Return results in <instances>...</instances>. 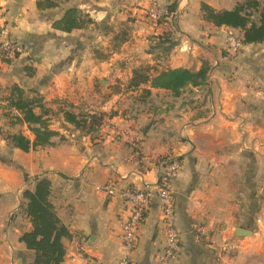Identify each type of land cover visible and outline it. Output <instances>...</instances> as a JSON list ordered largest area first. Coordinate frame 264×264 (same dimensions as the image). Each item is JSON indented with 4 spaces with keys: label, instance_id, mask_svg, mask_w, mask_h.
Returning <instances> with one entry per match:
<instances>
[{
    "label": "crops",
    "instance_id": "crops-1",
    "mask_svg": "<svg viewBox=\"0 0 264 264\" xmlns=\"http://www.w3.org/2000/svg\"><path fill=\"white\" fill-rule=\"evenodd\" d=\"M160 1L167 9L172 6L174 12L167 10L171 15L166 22L148 26L145 13L152 2L149 0H0V28L7 27L13 38L31 46L49 39L41 54L35 49L38 55L34 73L26 53L11 62L0 61V264H31L34 260V252L20 241L24 233L31 231V223L22 216L11 217L23 202V192L34 189L33 179L37 177L51 181V201L72 233V238L64 241L67 254L63 264H87L80 256L82 251L98 264H118L123 256L122 224L129 210L122 199L111 198L99 188L151 187L158 179V160L167 155L181 163L173 183L177 227L182 234L176 264H246L252 260L250 264H260L259 256L264 253V209L258 199L263 198L264 189L250 185L252 198L246 206L242 190L239 199L236 197L239 188L231 178L237 164L246 175L243 184H249L247 167H264L263 131L257 128L263 125L264 116L258 99L261 90L257 88L264 86V42L246 45L244 51L233 53L227 49L228 34L242 36L243 32L217 27L203 19V3L217 11H231L241 0ZM72 8L89 14L97 23L135 17L138 34L146 29L163 35L177 29L182 38L176 48L168 49L172 52L166 60H156H164L166 66L138 85L150 92L145 103H127L125 114L117 104L112 108L118 114L109 118L108 124L90 132L82 128V134L66 122L64 111L81 114L82 85L98 76L99 67L107 73L116 71L110 66L118 55L103 61L96 58V44L103 40L96 24L70 33L54 28ZM173 16L175 26L170 24ZM131 35L134 39V30ZM188 41L197 43L200 49H193ZM135 48L131 39L121 47L126 52L120 56L129 60L128 64L132 62V67L121 73L127 83L134 77ZM199 52L204 54V60L199 59ZM150 57L153 55L149 51L143 52L147 64H155ZM204 62L211 67L204 84L188 83L176 94L159 80L160 74L170 70L196 73ZM15 87L23 91L24 98H38L49 111L54 110L45 117L49 128L58 132L51 145L24 152L8 139L13 134H22L32 142L35 139L23 115L10 104L17 98ZM116 95L121 94L116 91ZM35 112L41 114L42 110L36 108ZM11 116H16L17 122H12ZM133 140L140 142L139 153L132 147ZM161 218L160 204L154 200L130 264H156L165 245ZM252 219L255 230H248L250 226L243 222L250 223ZM195 225H205L211 240L200 241L193 234ZM237 229L251 234L238 241L242 253L235 262L230 256V239Z\"/></svg>",
    "mask_w": 264,
    "mask_h": 264
},
{
    "label": "trees",
    "instance_id": "trees-1",
    "mask_svg": "<svg viewBox=\"0 0 264 264\" xmlns=\"http://www.w3.org/2000/svg\"><path fill=\"white\" fill-rule=\"evenodd\" d=\"M168 11L174 12V8L170 7ZM201 11L203 19L217 27L227 26L241 30L243 35L240 37L246 45L264 42V2L261 0H241L231 11H217L203 3ZM85 17L79 10L69 9L63 18L54 24V28L70 33L74 29H81L93 23L89 16L86 17L87 19ZM173 46L174 44H171L165 50L168 51ZM210 69L209 63L204 62L196 73L185 69L170 70L160 74L159 80H163L164 88H172L178 94L179 89L188 83L204 84L208 79ZM147 80V76L138 75L134 77L133 84L138 86ZM153 84L157 85V82L154 81ZM14 90L17 98H13L10 104L23 115V122L28 124L35 139L32 142L22 134L10 135L8 139L16 148L24 152L51 145L52 139L58 136V132L49 128V120L45 118L50 111L40 99L35 97L26 99L21 89L15 87ZM147 94L150 95V92L148 91ZM36 108H40L42 113L37 114ZM64 118L66 122L89 132L102 125V120L94 115L82 118L81 114L64 111ZM33 180L35 187L23 192V203L21 204V209L31 221L32 229L24 233L20 241L26 245L27 249L34 252V260L31 264H63L67 254L64 241L71 239L72 233L58 216L51 201V181L45 177H37Z\"/></svg>",
    "mask_w": 264,
    "mask_h": 264
},
{
    "label": "rangeland",
    "instance_id": "rangeland-1",
    "mask_svg": "<svg viewBox=\"0 0 264 264\" xmlns=\"http://www.w3.org/2000/svg\"><path fill=\"white\" fill-rule=\"evenodd\" d=\"M153 1V0H149ZM160 4V7H162L165 10H168L164 4H161L160 0H157ZM262 2H264V0H261ZM172 7V6H171ZM126 9L128 7H125ZM123 11V10H121ZM121 11H119L118 13H120ZM82 15L83 16H90L87 13H83L82 11ZM170 13L165 14V16L162 18V20L159 23H164L166 22V17L170 16ZM85 17V19H87ZM122 17V15H121ZM90 19L93 21L92 24H96V30L97 32H99L101 30V34H102V41L96 44V51H94L96 58H98L100 61L103 60H108L110 59V57H115L114 54L118 55L117 57L120 58H115L114 62H113V66H110L111 69L116 68V71L113 72H108L107 71H103L101 67H99V71H97V75L94 79H92L91 81H89L86 85H82V89L85 88L82 91V100L80 101V104L82 106V110H81V115L82 113L85 114V116H90V115H94L98 118H100L102 120V124H108L109 123V118H111L114 114H118V111L114 110V106L117 104H120V108L119 110L124 109V114L125 111H127L126 107L127 103H131L135 106H141L142 103H145L146 100L150 97V95L147 94L146 90L143 89H139V87L137 85L133 84V78L137 77L138 75L144 76V77H149L154 75L155 73H157L158 71H160V67L164 68L166 66V63H164L166 60V58L169 56V54L172 52L171 50L168 51V53H165L164 49L166 47H168V44H174L173 48H176V44H179L180 40L182 39L179 35H177L176 30L177 29H173L174 31H169L164 33L163 35H154L151 31H148L145 29L144 33L140 32V34H138L137 32L138 27H136V21L138 18L135 17H127L124 19H120L117 20V18L115 19V22H110V20L108 19L106 22H98L96 20H94L93 18L90 17ZM140 21H142L141 19H139ZM174 16L171 17L170 20V24L174 23ZM115 23H117V25H115ZM145 23L146 25L150 26L151 22L147 19V16H145ZM91 24V25H92ZM98 24H101L102 26H99ZM139 25V24H138ZM174 25V24H173ZM90 25H86L85 27H88ZM140 26L142 27V25L140 24ZM175 26V25H174ZM115 27L117 28V30H115ZM146 27V26H145ZM100 28V30H99ZM147 29H149V27H146ZM135 31V38L133 39V35L132 31ZM115 31H118L115 35H113L112 33H115ZM178 32V31H177ZM48 38H50V34H48ZM228 38V37H227ZM132 40L135 42L136 44V58L134 59V69H133V75L134 77L129 80V82L127 83L126 80L124 79V76H121V73L124 72V70L127 67H132V65L130 63L128 64L129 60H125V58L121 57L120 55L122 53H125L126 50H124L122 52L121 47L122 45L129 40ZM144 40V41H143ZM179 40V41H178ZM21 41V40H20ZM49 41V39L43 40L42 44H38V45H30L29 43L25 44L26 47V54L30 55L31 57V65L30 66V71L34 73V63H36L35 61V57L37 54V52L35 51V49L39 52V54H41L40 50L44 51L46 50V43ZM147 41V43L145 44V42ZM22 42V41H21ZM149 42V43H148ZM193 49H200L199 46L197 45V43H194L193 41H188ZM227 44V49L232 50V48L229 46L228 42ZM179 46V45H177ZM245 48V47H244ZM238 49L236 51L232 50L233 53H239L241 51H244L245 49ZM84 49V47H82V50ZM147 52L149 51L153 57H150V59H152L153 61L159 60L160 58L164 57V60L161 63H157V61L155 62V64H147V60L145 61L142 56H143V52ZM187 51H190L187 50ZM118 53V54H117ZM226 54H229V52H225ZM199 54L201 55V58H198L201 60L205 58L204 54H202V52H199ZM148 59V58H147ZM105 67V64H104ZM153 71V72H152ZM31 74V73H29ZM118 75V76H117ZM127 83V84H126ZM262 84L264 85V81H262ZM89 85V86H88ZM124 85V86H122ZM135 86L136 88H132V86ZM262 85V86H263ZM257 88H259L261 90L260 95L258 98L259 101H261L260 105H261V112L264 115V86L260 87L257 86ZM116 91H119V93L121 94L119 97H117L116 95ZM133 91L134 93L129 94L128 92ZM138 91V92H136ZM116 96V97H115ZM205 101H207V99H205ZM121 102V103H120ZM107 107L108 110H103V107ZM113 107V108H112ZM50 109V108H49ZM52 110V109H51ZM50 110V111H51ZM135 110V109H134ZM54 112V110H52ZM207 112H209V109H206ZM90 112H94V113H90ZM55 114V113H54ZM123 114V115H124ZM135 115H132V119H134ZM16 116H11L10 119L12 120V122H15ZM53 119V118H52ZM263 121V125L257 128H260L263 131V142H264V116L262 118ZM17 122V121H16ZM103 124V125H104ZM100 128V127H99ZM77 130L79 131V134H82V128H77ZM102 131V129H100ZM85 132V131H83ZM101 132H99L100 134ZM105 133V132H104ZM114 135L116 136V132H114ZM263 151H264V144L262 147ZM169 156V155H167ZM264 156V154H263ZM172 157V156H171ZM236 160V164H237ZM234 164V165H236ZM263 164H264V159H263ZM238 164L236 165V167L234 166V168H232V184L234 186H236V189L239 188V190L236 191L235 195L236 197L239 199V193L240 190H242L243 193V198H245V203L247 206V203L250 204L251 202V196L250 193L248 191V187L252 184H256L257 187H261L262 189H264V167L261 169H255L254 167H251V169H249L250 167H247L248 171V176H249V184L242 183V181L245 179L246 175L243 174V171L238 168ZM233 177L235 179H233ZM33 184L35 186V181H33ZM245 185L246 187H243L241 189V187ZM251 190V189H250ZM256 191V193H258L257 189H254ZM262 199H258L260 201H262L263 203V207L261 206V208L264 209V190L262 191ZM23 203V202H22ZM244 203V205H245ZM240 208V207H239ZM17 216H22L24 218H26V220H28L30 223V219L25 215L24 211L21 209V205L19 206L17 211H14V213L12 214V219L16 218ZM244 225H248L250 226L248 228V230H255L256 224L254 222V220L252 219L249 222H243ZM32 225V224H31ZM264 226V224H263ZM195 227H205V225H195ZM193 227V234L203 243H207L208 240H211V233L209 232L207 235H201L199 232H197L196 228ZM245 230V229H244ZM249 234H242L238 233L235 234V236H232V238L230 239L233 242L232 248H230V256L231 258H235L233 259L235 262L236 258L240 257L241 255V251H242V247L241 245L238 243V241L240 240L241 237H248ZM244 255V254H243ZM260 260L258 261L260 264H264V253L263 256H259ZM254 261H247L246 264H250L253 263ZM232 264H234V262H232Z\"/></svg>",
    "mask_w": 264,
    "mask_h": 264
},
{
    "label": "built area",
    "instance_id": "built-area-1",
    "mask_svg": "<svg viewBox=\"0 0 264 264\" xmlns=\"http://www.w3.org/2000/svg\"><path fill=\"white\" fill-rule=\"evenodd\" d=\"M167 10L160 7L157 0H153L146 9L145 16L156 26L167 14ZM227 42L232 50L243 49L240 36L235 32L228 34ZM26 48L17 39L10 35L7 27L0 28V61L10 62L25 54ZM132 147L138 153L142 150L140 142L133 140ZM159 175L155 184L148 188L126 187L121 190L100 187L111 198L118 197L128 206L129 214L122 224V258L118 264H130L131 256L138 247L140 233L145 223L146 216L154 200H157L162 210V223L165 232V245L157 255L156 264H176L180 257L182 234L177 227V207L173 183L181 170V163L177 158L165 156L158 160ZM196 228V227H195ZM197 232L207 235L205 227H197ZM87 264H98L80 253Z\"/></svg>",
    "mask_w": 264,
    "mask_h": 264
},
{
    "label": "water",
    "instance_id": "water-1",
    "mask_svg": "<svg viewBox=\"0 0 264 264\" xmlns=\"http://www.w3.org/2000/svg\"><path fill=\"white\" fill-rule=\"evenodd\" d=\"M238 233H241V235L243 234H251V232L250 231H248V230H244V229H237V234Z\"/></svg>",
    "mask_w": 264,
    "mask_h": 264
}]
</instances>
